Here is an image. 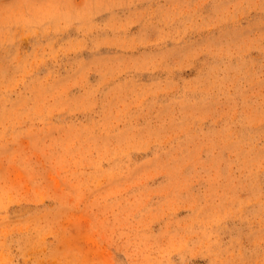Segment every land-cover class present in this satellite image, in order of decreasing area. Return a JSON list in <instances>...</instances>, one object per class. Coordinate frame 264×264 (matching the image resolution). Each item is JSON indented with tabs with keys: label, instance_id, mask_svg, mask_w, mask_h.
<instances>
[{
	"label": "rangeland",
	"instance_id": "obj_1",
	"mask_svg": "<svg viewBox=\"0 0 264 264\" xmlns=\"http://www.w3.org/2000/svg\"><path fill=\"white\" fill-rule=\"evenodd\" d=\"M0 264H264V0H0Z\"/></svg>",
	"mask_w": 264,
	"mask_h": 264
}]
</instances>
